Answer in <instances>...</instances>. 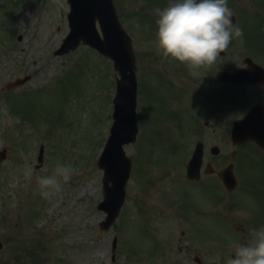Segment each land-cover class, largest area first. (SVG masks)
Wrapping results in <instances>:
<instances>
[{
	"label": "rangeland",
	"instance_id": "374dc122",
	"mask_svg": "<svg viewBox=\"0 0 264 264\" xmlns=\"http://www.w3.org/2000/svg\"><path fill=\"white\" fill-rule=\"evenodd\" d=\"M2 5L0 91L17 78L30 75L31 80L15 93L0 97V151L6 147L10 152L0 164V240L4 244L0 264H197L195 256L204 264L225 263L241 237L226 230L222 212L216 215L223 207L214 203L215 189L205 182L198 190L199 185L179 179L185 172L179 161L184 154L186 159L191 157L196 142L192 134H186V125L192 126L193 120L190 94L184 92L181 97L172 85L153 75V85L143 83L141 133L126 147L137 173L129 182L119 219L103 234L100 223L106 216L97 208L103 200V171L97 166V152L102 151L113 122L109 102L116 73L112 62L83 48L66 56L55 55L68 32L66 0H1ZM148 18L151 22L144 15L136 16L145 36L156 30L155 18ZM133 21L131 26L125 23L134 40L138 77L144 80L148 74L145 63L152 65L157 52L155 45L143 40ZM71 56H76L77 64L69 60ZM169 79L186 86V82ZM55 81L51 94L44 98L45 88ZM27 91L28 98L37 92L45 96L39 104L31 101L35 123L25 125L22 133L18 117L8 110H12L10 98ZM176 119L182 122L179 129L172 122ZM208 141L214 143L213 138ZM42 144L45 153L40 165L37 157ZM228 149L233 150L230 143ZM57 163L71 165L72 178L61 192L42 198L37 179L51 175ZM260 170L246 166L243 176L249 189L242 197L229 201L223 195L231 207L241 206L249 212L258 208V196L250 187L258 179L264 184V167ZM209 202L216 205L209 208L212 213H207ZM233 223L237 225L238 220ZM217 240L235 243L222 245Z\"/></svg>",
	"mask_w": 264,
	"mask_h": 264
},
{
	"label": "flooded vegetation",
	"instance_id": "af4514ba",
	"mask_svg": "<svg viewBox=\"0 0 264 264\" xmlns=\"http://www.w3.org/2000/svg\"><path fill=\"white\" fill-rule=\"evenodd\" d=\"M145 9H152L153 6L157 9L165 8L169 0H145ZM156 5H154V3ZM133 0H123L125 8H132ZM228 7L233 11V17H231L232 24L238 25L243 32V35L239 38H234L230 43L228 49L221 53L220 59L214 64L208 67H203L198 70L199 75H191L189 69L183 64L175 62L176 77L179 81L183 80L187 82V86L190 92V98L192 105L199 108V117L196 121L204 120L203 126L208 129H213L217 141L224 143L228 141V114L223 111L225 105H229L230 96L225 91L228 88L238 89L237 104L239 113H247L248 110L256 105H261L263 109L259 108L255 113V119L257 125L255 130L260 132L259 137H264V78L263 81H257L253 83L243 84H231L225 81L221 76L225 73L234 74L239 70H244L249 67L251 63L259 65L264 69V0H227ZM258 73H254L259 78L264 74L260 70H256ZM241 83V82H240ZM235 85V86H234ZM251 101H255L250 103ZM250 105V106H247ZM213 109L212 112L209 110ZM243 114V115H244ZM242 115V116H243ZM241 116V117H242ZM245 143V142H244ZM243 142L238 146V152L234 155L237 158H246L244 151L241 150L245 147ZM256 145V144H255ZM255 151L257 156L264 157V147L258 145ZM219 154L214 156L209 149V153L204 155L202 171L208 165L212 164L217 170H221L228 165V150L219 146ZM238 168L241 170L243 166L239 164ZM203 179L208 178L207 175H203ZM201 179V178H200ZM239 198L245 194V188L242 184H239L238 189ZM258 196V208L251 212L252 219H241L239 222L238 231L250 234L252 230H258L264 227V185L257 184L254 190ZM238 210L242 209L238 206ZM252 221V223H248ZM248 225H247V224ZM198 259V258H197ZM202 263L201 260L198 259Z\"/></svg>",
	"mask_w": 264,
	"mask_h": 264
},
{
	"label": "clouds",
	"instance_id": "9594fccd",
	"mask_svg": "<svg viewBox=\"0 0 264 264\" xmlns=\"http://www.w3.org/2000/svg\"><path fill=\"white\" fill-rule=\"evenodd\" d=\"M157 31L153 41L158 55L183 64L194 77L198 70L220 59L234 38L243 35L232 24L233 11L227 0H169L155 10ZM74 169L57 163L51 175L39 177L42 198L62 191ZM247 244L237 245L225 264H264V227L252 230Z\"/></svg>",
	"mask_w": 264,
	"mask_h": 264
},
{
	"label": "water",
	"instance_id": "95a60500",
	"mask_svg": "<svg viewBox=\"0 0 264 264\" xmlns=\"http://www.w3.org/2000/svg\"><path fill=\"white\" fill-rule=\"evenodd\" d=\"M70 1L75 10L73 16L76 18L70 35L71 46L77 47L84 38L86 42L110 57L121 75L115 99V123L112 136L100 161V167L105 170V201L99 208L109 214L102 223V230L106 231L119 215L131 172L132 161L125 156L123 145L133 142L137 134L135 59L130 39L115 21L111 0H99L100 2L97 3L93 0ZM98 18L103 22L104 40H101L94 30L95 20ZM79 21H84L86 24L80 27ZM222 176L228 183L234 181L233 176L227 177L226 173Z\"/></svg>",
	"mask_w": 264,
	"mask_h": 264
}]
</instances>
